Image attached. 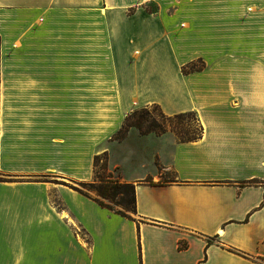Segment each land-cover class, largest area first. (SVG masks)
Instances as JSON below:
<instances>
[{
    "label": "crops",
    "instance_id": "crops-1",
    "mask_svg": "<svg viewBox=\"0 0 264 264\" xmlns=\"http://www.w3.org/2000/svg\"><path fill=\"white\" fill-rule=\"evenodd\" d=\"M149 105L202 126L174 182L112 161ZM106 151L134 220L73 188ZM0 172V264H264V0H0Z\"/></svg>",
    "mask_w": 264,
    "mask_h": 264
},
{
    "label": "rangeland",
    "instance_id": "rangeland-1",
    "mask_svg": "<svg viewBox=\"0 0 264 264\" xmlns=\"http://www.w3.org/2000/svg\"><path fill=\"white\" fill-rule=\"evenodd\" d=\"M137 111L136 119L139 114H144L146 117L155 118L158 123V128L156 132L141 133V131L133 126L119 138L112 140V144L118 145L116 152L112 154V161H119L122 163L124 169L131 170L134 168L132 160L133 158H138L140 153V158L142 160L141 166L137 169L140 170H159V179L154 180L158 183H170L174 182L175 173L171 168V146L172 142L181 141L182 136L178 132L181 127L189 129L190 132L200 133V126L195 116H186L181 120L169 119L168 114H166L162 109L154 105H149L145 107H140L133 110L131 113ZM134 119V120H136ZM105 145L104 147H108ZM115 146V145H114ZM103 147V148H104ZM115 148V147H113ZM153 150H157V154H153ZM148 151V153H146ZM111 157L108 151L100 154V160L98 163V171L102 176L108 177L111 175L112 178L121 181L120 173L118 167L115 169L110 168ZM167 162L168 166H163ZM103 163H107L106 168H101ZM0 179H3V174L0 172ZM145 181H150L151 178H147ZM123 182V181H121ZM80 188L81 186L77 184ZM89 195L95 196L96 193L91 188L84 189ZM81 234L82 231L78 230Z\"/></svg>",
    "mask_w": 264,
    "mask_h": 264
},
{
    "label": "trees",
    "instance_id": "trees-1",
    "mask_svg": "<svg viewBox=\"0 0 264 264\" xmlns=\"http://www.w3.org/2000/svg\"><path fill=\"white\" fill-rule=\"evenodd\" d=\"M205 67V63L198 59L196 61L190 62L183 66L182 71L184 73H190L196 70H201ZM159 107L158 105H154ZM160 108V107H159ZM161 109V108H160ZM137 111L134 113H129L121 127V129L112 137L111 140L119 139L123 133L127 132L130 127H137L141 133L156 132L158 128V123L155 118L146 117L144 114H139L136 119ZM186 116H195L199 122V118L196 112H184L174 115H170L169 119L181 120ZM136 119V120H134ZM200 133L190 132L189 129L181 127L179 133L182 136V142L194 141L201 137L202 135V126L199 122ZM100 160V155H97L94 160V172L95 177L91 182H82L79 185L80 187H73L75 190L79 191L82 194L90 196L84 189L91 188L95 191L96 195L93 197L101 206L106 207L117 214H120L129 219H135L133 214L137 211L136 203V187L133 183L121 182L118 179H114L109 175L104 177L98 171V163ZM107 163H103L101 168H106ZM176 181V180H175Z\"/></svg>",
    "mask_w": 264,
    "mask_h": 264
}]
</instances>
